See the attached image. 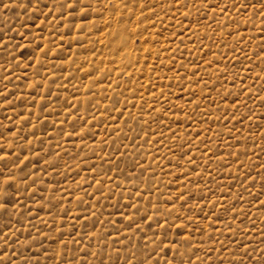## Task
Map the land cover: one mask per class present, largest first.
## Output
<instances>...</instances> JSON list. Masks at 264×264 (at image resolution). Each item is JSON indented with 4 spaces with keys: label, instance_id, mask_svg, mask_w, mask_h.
I'll list each match as a JSON object with an SVG mask.
<instances>
[{
    "label": "rangeland",
    "instance_id": "rangeland-1",
    "mask_svg": "<svg viewBox=\"0 0 264 264\" xmlns=\"http://www.w3.org/2000/svg\"><path fill=\"white\" fill-rule=\"evenodd\" d=\"M264 0H0V264H264Z\"/></svg>",
    "mask_w": 264,
    "mask_h": 264
},
{
    "label": "snow or ice",
    "instance_id": "snow-or-ice-1",
    "mask_svg": "<svg viewBox=\"0 0 264 264\" xmlns=\"http://www.w3.org/2000/svg\"><path fill=\"white\" fill-rule=\"evenodd\" d=\"M261 206H262V207H264V204H262ZM181 264H184V262H183V261H181ZM188 264H190V262H188Z\"/></svg>",
    "mask_w": 264,
    "mask_h": 264
}]
</instances>
